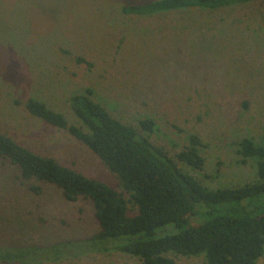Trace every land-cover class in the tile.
Masks as SVG:
<instances>
[{
	"label": "rangeland",
	"instance_id": "1",
	"mask_svg": "<svg viewBox=\"0 0 264 264\" xmlns=\"http://www.w3.org/2000/svg\"><path fill=\"white\" fill-rule=\"evenodd\" d=\"M146 1L0 0V131L124 191L95 152L25 106L37 97L77 123L70 98L91 87L96 101L205 185L256 181V162H240L237 142L264 143V0L147 15L122 10ZM145 117L155 120L154 131L142 128ZM192 134L204 144L203 170L177 157ZM99 229L92 200L68 201L55 184L24 180L0 156V246L36 247L43 255L27 258L33 264H143L89 247ZM170 255L175 264H207L204 256Z\"/></svg>",
	"mask_w": 264,
	"mask_h": 264
},
{
	"label": "trees",
	"instance_id": "2",
	"mask_svg": "<svg viewBox=\"0 0 264 264\" xmlns=\"http://www.w3.org/2000/svg\"><path fill=\"white\" fill-rule=\"evenodd\" d=\"M251 1L148 0L128 3L122 10L147 15L182 8L218 9ZM93 94V88L87 87L71 96L77 123L37 97L27 98L25 106L32 115L67 130L95 152L117 174L124 191L40 154L2 131L0 156L17 165L24 180L55 184L68 201H93L100 229L86 240L91 248L119 250L141 258L143 264H175L170 253L204 256L207 264H258L264 255V143L249 136L237 142L240 162H256V181L212 188L183 170L148 136L116 118ZM140 124L152 132L156 122L145 117ZM203 145L201 138L192 134L177 157L203 170ZM31 188L41 191L40 186ZM130 204L137 208L135 214L130 213ZM124 236L128 238L121 239ZM35 248L0 246V264H33L27 258L43 255Z\"/></svg>",
	"mask_w": 264,
	"mask_h": 264
}]
</instances>
